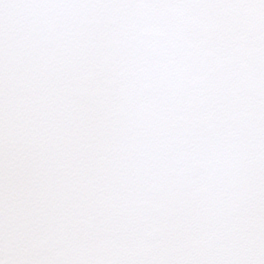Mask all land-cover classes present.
<instances>
[{
  "label": "snow or ice",
  "instance_id": "6c2138e0",
  "mask_svg": "<svg viewBox=\"0 0 264 264\" xmlns=\"http://www.w3.org/2000/svg\"><path fill=\"white\" fill-rule=\"evenodd\" d=\"M0 264H264V0H0Z\"/></svg>",
  "mask_w": 264,
  "mask_h": 264
}]
</instances>
